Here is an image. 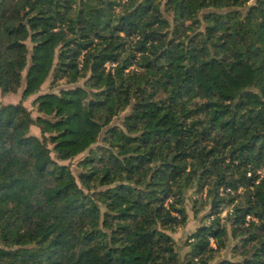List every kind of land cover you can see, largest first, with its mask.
<instances>
[{
	"label": "trees",
	"instance_id": "obj_1",
	"mask_svg": "<svg viewBox=\"0 0 264 264\" xmlns=\"http://www.w3.org/2000/svg\"><path fill=\"white\" fill-rule=\"evenodd\" d=\"M19 91L36 116L0 104V264H264V0H0Z\"/></svg>",
	"mask_w": 264,
	"mask_h": 264
},
{
	"label": "rangeland",
	"instance_id": "obj_2",
	"mask_svg": "<svg viewBox=\"0 0 264 264\" xmlns=\"http://www.w3.org/2000/svg\"><path fill=\"white\" fill-rule=\"evenodd\" d=\"M50 85H51V79H48L40 89V92L38 94L46 93L50 91ZM58 88L53 89L52 91H56ZM37 95H33L29 97L28 99L21 100V92L19 91L17 94H10V95H5L2 96L0 94V104H17L19 102L22 103V105L31 112V115L33 117L36 116L35 112V107L32 105L31 102L35 99ZM126 113L122 114L121 117H123ZM32 132L35 136H39L38 130L32 128ZM79 159L76 158L75 160L71 161L70 163L65 162L64 164H68L71 166V168L74 170L75 169V164L77 160ZM196 195L193 193V191L188 192L187 194V199H186V212H187V217H188V222L185 227H183L180 230H177L172 234V238L174 239L176 243L177 250L179 252L180 257L182 258L184 254L187 252V248L185 247V242L187 241V238L189 235H191L195 229L199 226L200 222L203 220L202 217L206 214L207 210H201L197 216L193 213V207L192 203L193 200L196 199ZM231 209L226 208L225 211L222 213L221 218H224L227 213H230ZM204 223H207L205 220ZM229 249L228 247L226 250L222 251L219 253V256L216 257V259L211 262V264H217L222 258H229Z\"/></svg>",
	"mask_w": 264,
	"mask_h": 264
}]
</instances>
